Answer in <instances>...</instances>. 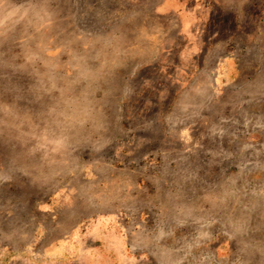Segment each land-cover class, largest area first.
<instances>
[{"label":"rangeland","instance_id":"rangeland-1","mask_svg":"<svg viewBox=\"0 0 264 264\" xmlns=\"http://www.w3.org/2000/svg\"><path fill=\"white\" fill-rule=\"evenodd\" d=\"M229 5L205 60L148 0H0V264L102 220L141 264H264V0Z\"/></svg>","mask_w":264,"mask_h":264},{"label":"crops","instance_id":"crops-1","mask_svg":"<svg viewBox=\"0 0 264 264\" xmlns=\"http://www.w3.org/2000/svg\"><path fill=\"white\" fill-rule=\"evenodd\" d=\"M132 1L135 8L140 0ZM229 2L236 4L243 0H148V7L158 20L173 19L177 26L176 32L184 40L180 48V54L183 57L190 54L199 55L202 50V58L209 60L214 58L212 49L215 45L208 43L206 39L200 41L198 35L205 34L207 25L214 22L213 10L218 9L216 17H220L222 8L228 10L231 8ZM208 19H211V22ZM150 32L161 33L162 29L159 27ZM165 48L167 47L158 43V49ZM170 49L168 48L167 52ZM228 58L230 73L231 54ZM111 226L116 225L104 223L103 220L94 222L86 233L79 229L74 231L66 241L53 244L49 247L47 254L44 249L40 255L37 254L36 258L21 256L20 260L11 259L10 264L14 262L15 264H141L138 257L130 251L123 234L117 228H110Z\"/></svg>","mask_w":264,"mask_h":264}]
</instances>
